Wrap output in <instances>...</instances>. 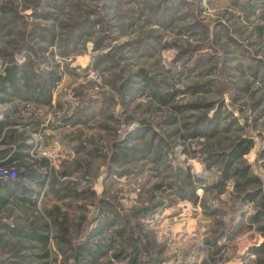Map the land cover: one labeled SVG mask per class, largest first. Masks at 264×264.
<instances>
[{
	"label": "rangeland",
	"instance_id": "374dc122",
	"mask_svg": "<svg viewBox=\"0 0 264 264\" xmlns=\"http://www.w3.org/2000/svg\"><path fill=\"white\" fill-rule=\"evenodd\" d=\"M10 65L0 264H264V0H0Z\"/></svg>",
	"mask_w": 264,
	"mask_h": 264
},
{
	"label": "trees",
	"instance_id": "16d2710c",
	"mask_svg": "<svg viewBox=\"0 0 264 264\" xmlns=\"http://www.w3.org/2000/svg\"><path fill=\"white\" fill-rule=\"evenodd\" d=\"M19 73H20V71L17 70L16 66L10 65L4 69V75H0V79L2 80V83L7 84L10 88H12V90L16 93L17 96H21L19 88H17V86L15 85L19 81V76H18ZM26 80H29V79H26ZM142 80L146 83L144 86H146L149 91H152L153 87H155V84L153 83V81L150 80L148 77H143ZM24 86L29 88V85L25 84ZM33 90H35V87H33V89H31V92L29 93L28 97L32 98L33 94H35V93H33L34 92ZM154 93L155 92H153V94ZM156 98L159 101H163L162 99H160L158 97V94L156 95ZM26 100H28V99H26ZM43 103H45V100H43ZM238 148L242 149L240 151V154H244L248 149L247 146L237 147L236 149L234 148V150L230 153L231 157L234 156L235 153H237ZM126 153H128V152H120L121 157L125 158ZM190 196L193 197V195H190ZM191 198H189V199H191ZM0 202L3 203L1 199H0ZM194 202H196L195 197H194ZM263 209H264V203H263ZM5 228H7V227H5ZM31 239L33 241H36L37 243H39L41 245L40 250L45 249L46 242H45L43 237L36 234V235H33ZM103 240H104V238L100 239V241H98L94 244V246L96 247V251H103L104 249H108L110 247L109 242L105 241L103 243L102 242ZM93 253H94V251L92 252L90 247L84 246L81 248V250L79 252H77V256L85 257V256L91 255ZM46 257H47L46 254H44L40 258H46ZM97 257L98 256L93 257V263L97 260ZM133 258H135V257H133ZM132 260H134V259H132ZM129 262H130L129 264H135V263H132L131 260Z\"/></svg>",
	"mask_w": 264,
	"mask_h": 264
}]
</instances>
